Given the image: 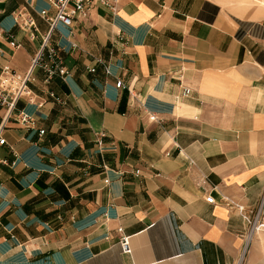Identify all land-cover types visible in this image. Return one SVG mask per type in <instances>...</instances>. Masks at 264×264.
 Wrapping results in <instances>:
<instances>
[{
	"label": "crops",
	"instance_id": "0c3cea01",
	"mask_svg": "<svg viewBox=\"0 0 264 264\" xmlns=\"http://www.w3.org/2000/svg\"><path fill=\"white\" fill-rule=\"evenodd\" d=\"M109 2L56 24L69 76L36 70L10 116L0 104V264H264L245 218L264 222V6ZM44 12L0 4L19 44L0 38V88L18 91Z\"/></svg>",
	"mask_w": 264,
	"mask_h": 264
},
{
	"label": "built area",
	"instance_id": "2783aa9c",
	"mask_svg": "<svg viewBox=\"0 0 264 264\" xmlns=\"http://www.w3.org/2000/svg\"><path fill=\"white\" fill-rule=\"evenodd\" d=\"M7 1L8 0H0V4H3ZM95 1H100L108 6L110 5L109 0H49L50 5L56 10V16L54 19H51L48 17L46 12L43 13L45 20L48 21L50 25V30L45 36H43L40 50L36 58L33 60V63L28 73L22 79L18 91L15 93L11 92L7 88H0V104L7 108L9 116L16 107V103L19 98H21L22 95H25L28 92V85L35 81L34 73L36 70H44L47 73V82H49L53 77L56 76L66 78L70 75V71L66 68L64 58L61 54V50L56 47L52 42L53 32L56 29L57 23H61L64 26L70 27L75 21V19L86 17L92 7V4ZM15 19L17 22L21 21L25 28H32L34 32L36 31L35 23L32 17L25 16L24 13L19 12L15 15ZM0 38L8 40L13 48L19 47V44L15 39L14 35L11 33L2 32L1 27ZM4 59L5 55L3 51L0 50V65ZM3 72L9 73V70L5 68ZM91 72H95V69H91ZM116 87L119 89H123L125 88V85L122 81H118ZM186 93H188V91ZM21 118L23 122L30 121V117L26 114H22ZM41 133H44V130H41ZM101 135L104 136V134ZM5 142L6 139L2 137V126H0V145L5 144ZM98 144L102 145V140H99ZM208 199L212 200V197L209 196ZM239 209L243 211L242 207H240ZM245 218L250 223H252L254 227L251 228L249 235L252 234L254 229H264L263 221L258 222V224L256 225V220L251 221L247 217ZM119 232L122 233L119 240L122 251L124 253H130V236L124 234L122 228L119 229Z\"/></svg>",
	"mask_w": 264,
	"mask_h": 264
},
{
	"label": "rangeland",
	"instance_id": "374dc122",
	"mask_svg": "<svg viewBox=\"0 0 264 264\" xmlns=\"http://www.w3.org/2000/svg\"><path fill=\"white\" fill-rule=\"evenodd\" d=\"M228 2H234L236 5L239 7L240 11H243L246 9V7H251V6H264V0H228ZM235 6V5H234ZM236 8V7H235ZM236 10V9H235Z\"/></svg>",
	"mask_w": 264,
	"mask_h": 264
},
{
	"label": "bare ground",
	"instance_id": "6f19581e",
	"mask_svg": "<svg viewBox=\"0 0 264 264\" xmlns=\"http://www.w3.org/2000/svg\"><path fill=\"white\" fill-rule=\"evenodd\" d=\"M230 1H232V0H230ZM244 11V10H243Z\"/></svg>",
	"mask_w": 264,
	"mask_h": 264
}]
</instances>
